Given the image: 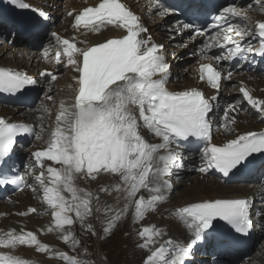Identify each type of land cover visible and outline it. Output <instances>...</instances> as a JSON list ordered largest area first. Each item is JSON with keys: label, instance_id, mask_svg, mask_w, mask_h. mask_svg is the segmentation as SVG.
<instances>
[{"label": "snow or ice", "instance_id": "6c2138e0", "mask_svg": "<svg viewBox=\"0 0 264 264\" xmlns=\"http://www.w3.org/2000/svg\"><path fill=\"white\" fill-rule=\"evenodd\" d=\"M5 2L35 11L37 18L32 22L33 27L46 28L50 19L47 11L33 8L24 0ZM255 3L264 11L262 0H255ZM154 7L160 17L175 14L177 9L188 17L187 22L177 19L170 29L172 33L180 35L188 30L190 40L206 37L195 47L192 55L199 63V79L215 89L216 95L206 96L204 91L195 87L179 92L169 91L167 84L172 73L165 45L154 40L141 17L121 0H101L95 7L68 11L73 30L85 37L87 33H101L109 26L124 30L125 34L90 44L87 39L77 41L75 36L65 38L55 31L50 33L55 64L70 67L76 73L73 79L78 85L71 103L60 102L47 147L31 152L28 164L29 170L35 166L42 169L35 180L43 191V200L53 210L56 230L63 232L65 225L78 221L87 232L96 235L95 228L88 221L97 213H103L107 217L106 224L102 221L104 235L100 239L103 240L113 233L123 213L133 205L137 221L142 220L146 213L156 211L157 205L168 198L171 185L166 177L173 168L183 167V159L176 149L189 138L204 141L200 149L203 165L200 171L204 173L216 170L226 178L247 168L257 157H264V132L236 134L235 138L219 145L212 142V117L219 108L222 80L228 81L234 76L230 68L219 66L222 61L250 62L249 54L264 57V20L253 21L248 15L252 5L241 7L235 0L218 9L215 6L206 8L197 0L171 6L155 0ZM201 17L202 23H196ZM211 30L215 31L209 35ZM247 37L258 38V47L251 40L245 43ZM78 43L83 46L78 47ZM182 46L187 47V44ZM212 49L221 51L210 55ZM39 76L49 84L57 79V75L48 70L40 72ZM39 83L27 73L0 68V92L15 95ZM52 91L49 86L44 92L48 100H53V96L49 95ZM239 92L242 93V101L264 115V98L256 97L243 81ZM239 110V102L229 103L222 109L226 131L235 132V113ZM38 119L43 121L44 117ZM144 128L161 138L162 142H147L141 134ZM43 131H46L43 123L37 131L33 125L13 123L0 117V166L15 154L19 147L17 137L28 134L40 140L39 132ZM162 149L167 150L166 154L157 156ZM45 161L61 167L47 166L45 176ZM154 161H157L155 166ZM104 175L118 177V182L111 190L101 187L100 191L109 195L118 194L117 201L122 193L127 201L124 209L115 210L112 205H102L98 195L74 184L77 176L95 181ZM8 185L17 186L21 191L25 187L31 188L34 193L37 191L27 183L26 175L19 172L0 178V186ZM142 188L154 193L150 199L145 200L143 196L136 198ZM65 192L70 193V199ZM251 205L248 198H219L178 208L175 215L191 232L188 245L181 246L168 240L152 250L153 238L160 237L163 230L155 226L145 227L138 233L143 240L138 247L150 254L142 264H194L195 252L201 244L226 254L239 251L257 226L251 217ZM35 212L37 209L32 207L19 215ZM220 221L229 227L221 230ZM259 226L264 228V224ZM52 230L49 228V231ZM5 235L6 239L0 238L2 248L25 245L34 246L42 253L51 252L49 245L41 243L32 231L16 233L13 230ZM63 240L65 243L71 241L73 246L78 243L73 233L64 235ZM58 258L67 260L68 264H86L64 253L58 254ZM0 264L28 262L0 253ZM241 264H244L243 257Z\"/></svg>", "mask_w": 264, "mask_h": 264}, {"label": "rangeland", "instance_id": "374dc122", "mask_svg": "<svg viewBox=\"0 0 264 264\" xmlns=\"http://www.w3.org/2000/svg\"><path fill=\"white\" fill-rule=\"evenodd\" d=\"M63 1H65V2H63ZM63 1L61 2L60 0H49V3L53 2V4L57 5V8H56L57 13L55 14L52 11V14H55L57 16V18L60 17V15L64 14V10L65 11L69 10L70 3L73 0H63ZM139 1H141V2L139 3ZM143 1L144 0H135L136 5H137L136 10H138V9L141 10L144 5H147V6H149L148 10L152 11L154 9L156 11L154 16H156L157 20L154 22L149 21L150 18H147L145 15H142V16H144V19L148 23L149 28L152 29L153 37L156 40H161L166 36L165 35L166 30L164 28V19L160 18L159 14H156L157 10L155 7H153L154 6L153 3L150 4L147 2L144 5L139 6V5H141V3ZM64 16H65V14H64ZM169 17H170L169 19L171 22L173 20V18H172V16H169ZM65 21H67V19ZM188 45H191V44H188ZM188 45H187V47H184V49H186V53H182L181 51H179V52L169 51V60L172 61L171 68L180 67L183 69H188V67H189L190 69H193L194 73L192 71L188 72V70H187V76L190 77L193 74H196V76H197V67L193 63H190L191 60H188V58H187V55L189 54L188 52L190 51V48H191ZM26 52H33L35 54L33 57V63L39 61L38 60L39 54H38L37 50L35 49V47H33V46H31L30 49H27L20 42H16L14 45H10V46L4 44V42H0V56H1L2 60L6 59L7 57H9V55H11L13 53L18 54L19 58H21L23 56V54ZM170 52H172V56H171ZM182 57L187 58V64L182 63V62H184V61H181ZM40 65H41V62L39 61L38 66H40ZM69 69L70 68L64 69V71L59 72L58 80L52 81V83H50L48 86H46V88H48L50 86L53 89L54 86L59 84L58 82H62L64 80L68 79L69 77L67 74L69 73ZM259 74H262V73H259ZM234 83L236 85H239V83H236V82H234ZM231 86H232V84L230 85V87ZM56 89H57V91L55 93L49 94V95L53 96V100H48L45 97V95L43 94L40 96L39 100H37L35 102L34 106H31L29 109L26 107H23V111L38 110L37 108L41 107L40 105L42 104V109H40V110L43 113L44 120L46 121V123H49L51 125V127H49L50 132L48 134H44L45 138H44V141L42 142L43 146L36 148V150H43L44 148L47 147L48 141L50 140V134L54 130V127H55L54 119L57 115L56 108L58 106V100H59V94L57 95V93H61V91L58 90V88H56ZM227 93H229V92H226V94L224 95V96H226V99H228V97L231 96V94H227ZM231 102H234V101H231ZM231 102H229V103H231ZM225 103H226V101L224 100L223 104H225ZM245 105H247V104L245 103ZM223 107H224V105H223ZM242 107L244 108V106H242ZM44 108H47L48 111L44 112L43 111ZM249 111L250 110H245V112H249ZM15 116L16 117L22 116V112L18 111L15 114ZM37 117L38 116H36V118ZM44 126L46 127L47 125L45 124ZM29 159H30V157H29ZM46 162L47 161H45V164H46ZM197 169H198L197 165H192L183 174V178H180V179L177 178V174L175 176H170V178H169V183L171 185L170 192L168 193L167 200L164 202H166L168 204L169 202L183 201V200L187 199L188 197L195 195L199 191L200 192L198 194H213L214 191H212L210 189L209 183H206V185H205L206 189L204 190V192L199 190L198 183L202 182L203 179L201 178V173L199 171H197ZM212 178L213 177H209V180H211ZM111 181L113 183H117L118 177H112L111 176ZM240 185L251 186V185H246V184H240ZM112 186H113V184L108 185L107 187H109V189L111 190ZM228 186H230V185H228ZM252 186H255V185H252ZM194 190H198V192L194 191ZM41 191H42V189H41ZM151 194L153 195L154 193H151ZM30 195L31 194L25 192V193H23V195L16 197V200H18V201H14V200H13V202L1 201L5 204L3 206V207H6L5 213L10 214V212L15 211L16 203H19L20 201H22L25 196L28 197ZM42 195H43V193L41 192V195L39 196L40 199H41ZM104 195L106 196V199L108 200L107 203L114 204L115 202H118L117 199L116 200L114 199L118 194L112 193L110 196L109 194L103 193V194H101V197ZM137 197H138L137 199H139L140 195H138ZM38 201H40V200H38ZM100 201H101V198H100ZM106 205H111V204H106ZM113 208L115 210H121L120 203L117 206H113ZM52 213L50 214V213L44 212L43 215L45 217H43V218H39L36 215L28 216L24 219V221H23V219H21V218L19 219L18 217H16L14 214L10 218L8 217L9 215L7 217H3V218L8 219L10 223L23 221V222H31L32 224H35L36 222H39L41 225L44 224L46 226H49L48 225L49 222L54 219V215ZM126 213H129L128 209H127ZM169 214L170 213H166L165 215L161 214L159 217L154 218V215H158L157 208H156V211H150V212L146 213L145 217L142 220L137 221L136 218H133V219L128 221L126 215H124V213H123V218L117 223L115 229L113 230V233L109 237H107L103 240L100 239V237L104 235L102 221L104 222V224H106V222H107V217L103 213H97L93 217L89 218V221H88L95 228L96 233H97L96 235H92L91 233L87 232L83 227H80L81 225L78 221H76L73 224L74 227H73V225H65V230L63 232L56 231L55 235L53 233H50V235L48 236V238H49L48 243L52 244L53 247H58L56 242H57V239H59V236L62 234L66 235L68 233H73L74 236L77 238L78 243H76V245L72 249H69L65 246L64 248H57V249H62V251L61 250L57 251L56 249L52 250L53 255H55V257H52L53 258L52 261L53 262L55 261L54 264H57L61 260L59 258L57 259L58 254L64 253L68 257H72V258H75V259L80 260L82 262H86V264H142L143 259L146 258V256L150 253L148 250H145V249L138 247V245L143 242L142 238L138 234L141 229H143L145 227H149L148 226L149 223L154 221V223L156 224L155 227L163 230L162 236L153 238L154 241L155 240L157 241L156 243H154L155 246L158 245L161 242V240H163V236H165V235H168L169 237L172 236L171 238H173V240H175V238L173 236H176L175 234L180 233L181 228H174V229L171 228L172 226L173 227L174 226L181 227L182 225H180L181 224L180 220L177 221V220L173 219L172 221H170L171 217H169ZM69 215H74V214L69 213ZM109 215H111V214H109ZM97 216L99 217V219H97ZM163 218H164V221H163ZM156 222H159V226H157ZM75 224L77 225V231L75 229ZM260 224H264V219H261ZM54 229H55V227H54ZM67 229L69 230V232L67 231ZM66 231H67V233L65 234ZM257 231L259 232V235H258L259 239L261 237H263V240L260 241L259 243H257V245L255 246L256 248L254 249V254L252 255V257H250V259H248V260L245 259L244 264H264V228L257 230ZM77 233L79 235H76ZM185 243L187 246L189 243L188 238L185 241ZM140 250L143 252H139ZM152 250H154V248H152ZM145 251H146V253H144ZM142 253H144V254H142ZM28 254L30 255L31 253L27 252V255H25L24 259H29ZM212 254H214V253H211L210 251L209 252L206 251L204 248H202V246L198 247L197 251L195 252V256H194V264H221V262L219 261L220 256L218 257V259H212L210 257ZM217 255H219V252ZM63 263L68 264V261L63 260Z\"/></svg>", "mask_w": 264, "mask_h": 264}, {"label": "bare ground", "instance_id": "6f19581e", "mask_svg": "<svg viewBox=\"0 0 264 264\" xmlns=\"http://www.w3.org/2000/svg\"><path fill=\"white\" fill-rule=\"evenodd\" d=\"M27 1L29 3H31V4H37V5H40V6H45L48 9H53V12L55 14L57 13V9H56L57 5L53 4V2L49 3V0H47L46 4L44 3L46 0H27ZM140 2L141 1H139V3ZM147 2L150 3V4L153 3V5H154L153 0H144L141 3V5H139V6H142L145 3H147ZM129 4H130V6L132 8H134L136 10L137 5H136L135 0H130ZM77 6H79V1L78 0H73L70 3L69 9H71L72 7H77ZM141 17H142V20L144 21V23L146 25H148V23L144 19V16L141 15ZM160 18L164 19V28L166 30V32H165L166 36L163 39H161V40H156L154 37L153 38H154L155 41L165 44L166 57H169V51H177V52L181 51L182 53H186V49H184V47L182 45H184V44L188 45V44H191V43L188 42V41H184L182 36L176 35L175 33H172L170 31V29L175 25V23H174L175 20H172L170 22L169 15L166 16V17H160ZM262 18H264V16ZM67 20L69 21L70 19H67ZM66 24H67V21H66ZM106 29H108V28H105V30ZM102 30H104V29H102ZM150 32L152 33V29H150ZM106 34H107L106 37L103 36L102 34H100V35H91V34H89L86 37L84 35L76 34L75 37H76L77 41L87 39L88 42L90 44H92V43H96L98 41H102L105 38H108L109 35L110 36L113 35V34H108L107 32H106ZM172 37H174V38H172ZM190 41H192V40H190ZM77 45L80 46V47L83 46L82 44H79V43ZM188 46H190V45H188ZM34 55L35 54L33 52H26V53L23 54V56L21 58H19L18 54L13 53V54L9 55V57H7L4 60H2L1 56H0V64L7 65L9 67L13 66V67L27 69V71L30 74L35 76V75H37L36 73H37L39 61L33 63ZM168 62L171 65L172 61H170L168 59ZM41 67L47 68L48 66H46L44 64V62H41ZM64 69L65 68H62L63 71H64ZM59 72H61V71H59ZM171 73H172V75H171L170 78L174 79V81H172V83L169 86L171 89H183V88L186 89V88H190L191 86L196 84V82L198 81V77L196 76V74H193L192 76L189 77V76H187V71H185V69L180 68V67L171 68ZM67 75H68L69 78L64 80V81H62V82H58L59 84H57L56 86L53 85L54 88H53V91L51 92V93H55L57 91L56 88H58V90L61 91V93H57V95L59 94L58 106L56 108L57 114L59 112V104H60V102L61 101H65L66 103H71L72 102V97L74 96V92L78 88V85L76 84L75 80L73 79V77L76 75V73H74L72 71V69L70 68L69 69V73ZM242 80H243L244 84L247 87H249L250 89L253 90V94L256 97L264 98V74H256V73H254V74L245 75L242 78ZM240 86H241V82L239 83V85H236L234 88H232V86H231V87H227V88H225V89H223L221 91L220 101H219V106L221 108V111L215 113V115L212 117L214 131H217L219 129L217 131L216 137H215V140H218L219 144H222L225 141H228L230 139L235 138L236 134H242V133H245V132L254 131V130H258V129L264 128V115L259 114L254 109H251V107L247 103H246L247 104V110H250V111L249 112H245V111L241 110V102H243V101L241 100L242 95L239 92ZM228 89L230 90V92L228 91ZM226 92H229L227 94H231V96L228 97V99H230V100H228L225 104H223V101L226 100V96H224L226 94ZM238 92H239V94H238ZM51 93H49V94H51ZM231 101H234V103L239 102V106H240L239 112L235 113V115L237 116V124L234 126L235 127V132L234 133L226 131V129L223 126L224 125V121H223V118H222V116H223L222 109L224 107H226L227 104H229V102H231ZM223 105H224V107H223ZM217 110H219V108ZM18 111L22 112V116H19V117L15 116V114ZM134 111H137V110L134 109ZM40 114L43 116V113L41 112V110L40 111H38V110H26V111H23V107L17 108V107H9V106L0 105V115H2L4 117H7L10 120H18V121L19 120L20 121L30 120L31 121L32 119L36 120V116L40 117ZM137 115H138V111H137ZM230 115H232V113H230ZM45 123H46V121H45ZM54 123H55V119H54ZM141 134L143 135L144 139L147 142L151 143V144H159V143L162 142L161 138L155 137L154 134L149 132L146 128L141 129ZM166 151L167 150H163V149L160 150L157 153V156L165 155ZM190 161H191L192 165H197L198 166L197 171H199L201 173V178L203 179L202 182L198 183L199 190L204 192V190L206 189V187H205L206 183H209V187H210V189L212 191H214V193L213 194H198L200 191L198 192V190H194V191H197L198 193H196L193 196L188 197L187 199H185L183 201L169 202L168 204L166 202H162V203H160L157 206L158 215H154V218L159 217L161 214L165 215L166 213H170L169 212L170 210H173V209H175L177 207H180V206L186 205L188 203H192V202L202 201V200H205V199H214V198H218V197H232V196H248L250 194H253V196L254 195L255 196L256 195H261V188L262 187L260 185H255V186H252V185L251 186H245V185L228 186V185L223 184L222 182H220L215 177H213L211 180H209V177H212V176H205L204 173L200 171L201 166H200V164H198V160L194 157L193 160L190 159ZM156 163H157V161H154V166H155ZM47 166H53V167H57V168L61 167V165H57L54 162L47 161L46 164H45V169H44L45 170V176H47V172H46V167ZM41 171H42V169L40 168L38 175L40 174ZM78 179H79V177L77 176L75 178V180H74L75 186L78 184ZM105 179H106V175L100 177L98 180H101L102 182H104ZM94 185H95V183L93 184V188H94V190L96 192V187ZM37 186L39 187L40 185L37 183ZM151 187H152V185L149 186V188H151ZM140 191H141V194H143L146 197H148V195H151V193H153L149 189H146V188H142V189H140ZM169 192H170V188L168 189V193ZM23 193H25V192H23ZM23 193L19 194L18 196L23 195ZM64 194H65L66 197H68L70 199V193L65 192ZM13 200L16 201V198H14ZM107 201L108 200L106 199L105 195L101 197V203L102 204L103 203H107ZM119 201H120L121 209H124L125 204L127 203V201L124 199L122 193L120 194ZM4 205L5 204L3 202H0V212H5V208L6 207H3ZM37 205H38V209H40L41 200L36 202L34 200V196L33 195H30L28 197L25 196L22 201H20L19 203H16V205H15L16 209L14 211V215L20 219L22 216L17 214V211L21 212V211L27 210L31 206H37ZM45 205L48 206L46 202H45ZM128 210H129V213H126V211H127L126 210L124 212V215H126L127 220L129 221V220L135 218L134 205L131 208H128ZM170 216L171 215L169 214V217ZM21 219H23V221H24L25 218H21ZM172 220H173V218L171 217L170 221H172ZM23 221L10 223L8 219L2 218V224L1 225L2 226H6V227L17 228L19 233L21 232V230L27 232V231L32 229V230L35 231L36 234L39 233V234L42 235V229L40 227L32 224L31 222H23ZM163 221H164V218H163ZM260 222H261V220L257 224L259 225ZM21 223H25L27 226L19 225ZM156 223H157V226H159V222H156ZM180 223L184 224V226H181V227H179V226H174L173 227L172 226L171 227L173 229L174 228H181L180 233L179 234H175L176 236H173V237L180 242V245H185L186 246L185 241L187 240V238H188V242L192 238L191 237V232L187 228V225L182 220H180ZM35 224L41 225L39 222H36ZM148 226L152 227V226H156V224L154 223V221H152V222L149 223ZM73 227H74V225H73ZM75 229L77 231V225L76 224H75ZM67 231L69 232L68 229H67ZM67 231L65 232V234L67 233ZM256 233H257V235H259L258 231ZM76 235H79V234L77 233ZM62 236H64V234L60 235L59 239H57L56 243H57L58 247H53L52 244H50L52 246L51 250L56 249L57 251L58 250L62 251V249H57V248H64L66 246L67 248L72 249L74 247L73 243L71 241H69L68 243H65V241L63 240ZM171 237L172 236L169 237L168 235H165V236H163V239L171 238ZM45 239L49 240L48 237L45 238ZM75 239L77 241L76 237H75ZM156 242L157 241L155 240V243ZM154 246L155 245L153 244L152 247H154ZM200 246H202V248H204L206 251H208V252L210 251L211 253H214V254H212L210 256L212 259H218V257H219V255H217L218 252L214 248L210 247L207 244H201L198 247H200ZM27 252L31 253L30 255L28 254L29 255V259H23V260H28L29 263L34 261L35 264H54V262H55V261L53 262L52 260H50L48 258V253L44 254L42 252L37 251L36 249H30V248H26L25 249V251H24L25 255H27ZM139 252H143V251L140 250ZM144 253H146V251ZM144 253H142V254H144ZM58 263L59 264H64L62 259Z\"/></svg>", "mask_w": 264, "mask_h": 264}]
</instances>
